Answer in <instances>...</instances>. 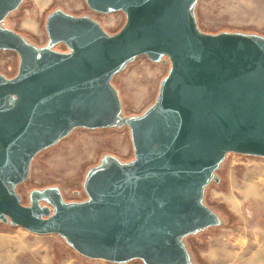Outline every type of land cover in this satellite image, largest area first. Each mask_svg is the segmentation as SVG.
I'll return each instance as SVG.
<instances>
[{
  "label": "water",
  "instance_id": "1",
  "mask_svg": "<svg viewBox=\"0 0 264 264\" xmlns=\"http://www.w3.org/2000/svg\"><path fill=\"white\" fill-rule=\"evenodd\" d=\"M21 1L0 0V50L21 57L14 77L0 76V219L58 233L90 258L194 264L183 238L220 224L203 198L226 155L264 157V36L203 32L198 0H86L97 12L124 11L123 28L110 34L57 9L46 21L50 46L38 48L2 25ZM60 42L67 50L53 47ZM140 55L169 60L170 70L155 103L124 119L134 159L104 158L86 176L85 200L48 187L23 204L15 187L39 152L77 127L120 123L112 78Z\"/></svg>",
  "mask_w": 264,
  "mask_h": 264
},
{
  "label": "rangeland",
  "instance_id": "2",
  "mask_svg": "<svg viewBox=\"0 0 264 264\" xmlns=\"http://www.w3.org/2000/svg\"><path fill=\"white\" fill-rule=\"evenodd\" d=\"M62 9L87 15L115 34L127 21L124 11L97 12L86 0H22L2 22L38 48L50 46L46 29L48 15ZM199 28L207 33L244 32L264 36V0H198L195 8ZM56 50L67 46L58 43ZM21 64L14 50H0V76L14 77ZM170 61L155 62L140 55L112 78L122 101V120L113 127H77L56 144L39 152L28 178L15 189L25 205L32 193L57 187L67 202L88 198L84 182L91 169L104 158L122 162L134 159L130 127L126 117L138 116L157 100ZM206 187L203 202L221 222L183 240L194 264H264V157L229 152ZM41 205H51L47 199ZM0 264H145L141 259L115 263L87 257L58 233L38 234L0 219Z\"/></svg>",
  "mask_w": 264,
  "mask_h": 264
},
{
  "label": "bare ground",
  "instance_id": "3",
  "mask_svg": "<svg viewBox=\"0 0 264 264\" xmlns=\"http://www.w3.org/2000/svg\"><path fill=\"white\" fill-rule=\"evenodd\" d=\"M38 3H44L47 0H36Z\"/></svg>",
  "mask_w": 264,
  "mask_h": 264
}]
</instances>
